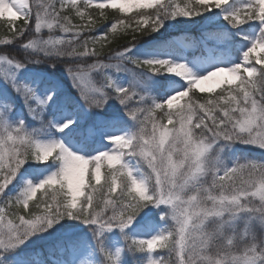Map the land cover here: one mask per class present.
<instances>
[{"label": "snow or ice", "instance_id": "obj_1", "mask_svg": "<svg viewBox=\"0 0 264 264\" xmlns=\"http://www.w3.org/2000/svg\"><path fill=\"white\" fill-rule=\"evenodd\" d=\"M228 2L186 0L181 6L168 0H107L96 7L104 9L120 4V10L126 11L128 7L154 5L153 14L138 13L140 19L134 22L136 26H127L133 33V40L137 36L135 33L156 31L164 17H191L221 8ZM82 3L87 9L92 0H82ZM0 4L11 10V14L0 15V18L10 17L7 23L13 39L21 36L30 24L33 28V19L36 33L47 28L50 32L55 29L68 34L67 39L49 37L30 42L25 45L28 48H38L45 55L57 57L104 55L97 52L95 46L88 47L89 41L95 44L96 36L82 39L85 33L78 30L86 28L90 32L93 21L76 25L64 12L70 9L83 21L85 13L77 0H33V3L0 0ZM17 19L23 20L22 27L15 26ZM224 19L233 26L247 21L260 23L259 33L242 52L240 62L230 67H218L198 78L191 76L183 63H170L166 59L136 62L152 73L174 74L186 80L187 87L161 103L128 109L126 114L135 119L137 127L130 134L108 137L109 142L116 145L109 151L84 158L61 143L35 139L24 130L22 122L15 126L0 122V192L26 160L45 163L53 157L60 165L58 171L38 184H28L21 195L0 203V250L17 247L34 233L44 231L64 217L96 225L101 231L112 227L123 230L142 208L152 203L168 206L172 226L150 239L131 241L137 250L151 253L159 248L168 253L158 260L149 256L147 264H264V240L255 241V224L252 223L258 220L264 229V161L237 160L231 167H218L219 150L215 155L210 154L213 146L221 141L225 146L242 143L264 151V0H249L228 11ZM142 24L147 26L141 28ZM116 26L112 23L109 31ZM12 40L5 39L0 44ZM61 44L63 46L59 47ZM101 66V62L95 60L90 65L76 63L67 69L81 87V98L89 107L101 108L106 99L103 89L89 78V73ZM221 73H226L228 78L217 79ZM208 81L228 87L217 99L197 103L189 92ZM106 86L112 87L110 80ZM21 88L22 95L28 100L35 97L26 85H13L15 91ZM115 91L124 105L129 99L128 90ZM90 93H99L100 97H92ZM185 98L187 100L180 103ZM51 99V95L45 100L37 98L36 103L44 104ZM165 105L168 111H165ZM157 109L166 117V124L152 115ZM149 121L152 122L151 131L148 130ZM69 124L71 121L65 122L58 130L63 131ZM125 157L138 158L146 166V173L141 178L134 176ZM105 161L108 171L101 185V168ZM40 190L43 192L37 197ZM98 193L105 197L103 206L97 200ZM34 197L39 214H32L29 207V201ZM11 208H16L19 214L15 219H5L6 209ZM241 213H246L247 219L244 228L238 229L234 221ZM108 259L112 260V257Z\"/></svg>", "mask_w": 264, "mask_h": 264}, {"label": "rangeland", "instance_id": "obj_2", "mask_svg": "<svg viewBox=\"0 0 264 264\" xmlns=\"http://www.w3.org/2000/svg\"><path fill=\"white\" fill-rule=\"evenodd\" d=\"M231 1H235L238 5L249 2V0ZM28 2L33 3V0H28ZM46 2H51V0H46ZM98 3H107V0H98L96 5ZM111 7L121 9L122 6L116 4ZM130 8L128 7L127 10ZM218 16L210 17L197 28L199 36L187 34V31L171 35L169 42L178 49L173 53L171 63H183L191 76L198 78L218 67H230L240 62L242 52L250 46L251 40L256 37L259 29L257 26H251L248 27V30L245 29L246 26H241L242 24L231 27L229 26L231 24L225 22V19L217 21L218 18H221ZM4 18L10 19L7 16ZM32 23L33 28L30 24L28 35L17 43L12 41L8 43L11 46L12 55L0 53V57H3L0 59V122H6L12 126L22 122L24 130L32 134L35 139L61 143L70 152L84 158H90L116 147L115 144L109 142L108 137L130 134L136 129L137 123L133 118L128 121L123 120L120 118V114H117L116 109L120 108L118 106L120 102L118 101L116 105L109 101L105 91L110 88L106 86L108 80L111 81L112 87L115 89L129 87L134 92L142 90L143 93L149 94L159 82V77L150 72L139 73L125 62L135 56H140L145 60L165 59L167 54L141 47L139 50L128 48L110 57L97 59L102 66L89 73V78L103 89L106 99L101 108L89 107L87 102L81 98V87L76 84L73 77H70L69 72L62 75L65 82L63 85L61 81L51 78V75L41 68L40 61L42 59L54 56L45 55L38 48L25 46L30 42H39L49 37L67 39L68 34L55 29L50 32L47 28H42L39 33H36L34 19ZM207 30H211L210 34L205 32ZM232 30L239 35L244 33L236 43L237 54L233 53ZM211 37H213L212 40H210ZM196 45L199 47L197 48ZM62 46L63 44L59 47ZM69 59L65 71H68L70 65L76 63L90 65L95 61L92 56ZM17 64L20 66L17 67ZM167 75L171 80L165 79L161 84L162 97L165 100L176 92L184 90L187 86L186 80L174 74L167 73ZM97 76L98 79L100 78V82H97ZM227 78L226 73H221L217 79ZM13 85L17 87L26 85L32 90L35 97L28 100L22 95V88L20 91H15ZM217 87L212 81L196 86L201 91H213ZM49 95L54 96L52 103V99L44 104L36 103L37 98L45 100ZM89 95L100 97L99 93H90ZM59 99L66 104H70L71 101V105H75V107L59 106ZM113 105L116 106L111 107ZM78 110L84 117V124L79 131L75 129ZM46 113L50 116L52 127V129L48 127V131L42 130L40 125H37ZM67 121H71V124L63 131H59L58 129ZM151 126L152 122L149 121V131H151ZM217 151L218 167H231L237 160L264 161V151L242 143L225 146L221 141L213 146L210 154L215 155ZM125 160L137 178H141L146 173V166L138 158L125 157ZM33 164L45 163L26 160L3 192H0V203L21 195L28 184H38L59 169V167H40ZM245 178H248L247 174H245ZM6 212L5 219H15L17 214L13 213L11 209H6ZM169 212L170 209L166 205L148 203L136 214L132 223L123 230L119 227H112L103 231L96 225L64 217L44 231L34 233L17 247L0 250V264H113V262L114 264H147L149 256L153 258L154 251L149 253L146 250H137L131 241L150 239L152 236L170 229L172 221L169 218ZM246 219V213L238 215L234 221L238 229L244 228ZM252 223L260 227L258 220ZM262 230L264 236V229ZM167 255L168 253L165 251V256ZM109 256L112 257V260L108 259ZM135 259L138 261L135 262Z\"/></svg>", "mask_w": 264, "mask_h": 264}, {"label": "trees", "instance_id": "obj_3", "mask_svg": "<svg viewBox=\"0 0 264 264\" xmlns=\"http://www.w3.org/2000/svg\"><path fill=\"white\" fill-rule=\"evenodd\" d=\"M98 0H92L91 6L87 9L84 8L82 0H77V4L80 5L81 11L85 13L83 21L76 16L74 11H71L70 9H65V14H68L72 18V22L76 25H82L87 24L88 21L91 19L93 21V27L92 30L89 32L86 28L85 29H78L83 30L85 35L82 37V39H86L89 36H96L97 40L95 41V44H93L92 41H89L88 47L91 49L93 46H95L97 52H103L104 55L100 57H93V60H99L105 57H110L111 55L120 52L121 50H125L128 48L139 50L141 47H145L147 50L150 51H156L158 53L167 54V57L165 58L170 63L172 62V56L174 55L177 49L176 46H173L169 42V38L173 34H178L181 31H187L189 34L197 35L199 36L200 33H198L197 28L200 27V25L205 22L207 19H210V17L214 15H219L217 21L223 20L224 16L228 11L234 10L235 8H238L248 2H243L242 4L238 5L235 3V1L228 2L227 4L221 6V8H212L211 10L202 11L199 15L191 16V17H184V16H176V17H164L161 21L160 26L157 28L156 31H148L145 33H135L136 38L132 40L133 33L128 25H131V27H135V21L140 19V16L138 13H143L145 15L153 14L154 5L148 8H142V7H131L130 9L126 11H121L118 8H112V7H106L104 9H100L96 7V2ZM52 2V0H51ZM169 3L172 4H181L183 5L186 0H168ZM57 7L59 8V4H57ZM228 8V9H227ZM103 13V15H101ZM124 21V23H117V21ZM8 19L6 18H0V40H12V33L10 31V26L7 23ZM225 22L229 23L227 20ZM116 23V28L114 30L109 31L111 28V24ZM224 23V22H222ZM14 24L16 27H22L23 26V20L17 19L14 21ZM231 24V23H229ZM258 26L260 31V23L258 21H247L243 23L241 26H246L245 29H248V27L251 26ZM147 25H140L141 28L146 27ZM229 26H233L232 24ZM237 27V26H236ZM29 26L27 30L18 38H14L12 42L17 43L20 39L25 37L28 32ZM242 29L243 31L245 30ZM249 30V29H248ZM247 30V31H248ZM211 30L205 31L206 33L210 34ZM103 33H107L106 35H102ZM247 33V32H246ZM259 33V32H258ZM231 34H233V53H238V47L236 43L240 40L239 38L244 34L242 33L239 35L236 31L232 30ZM197 48L199 47L196 45ZM110 49V50H109ZM11 46L8 45V43L0 45V53L5 55H12ZM169 57V58H168ZM23 59V57H22ZM145 59H142L140 56L131 57L130 60L126 61L125 63L127 65H130L133 69H135L137 72H150L147 68L140 67L136 62L138 61H144ZM68 61L70 59L68 57H51L49 59H42L40 61L41 68H43L44 72L51 75V78H55L63 83L65 85V82L63 80L62 75H64L66 72L65 68L68 66ZM259 67V66H257ZM152 73V72H150ZM157 77H159V82L154 87V89L149 93L145 94L142 90L132 91L129 87H126L124 89L128 90L129 99L125 102L124 105L121 103L118 105L120 108L116 109L117 114H120V118L123 120H130L131 118L129 115L126 114L128 109L132 108H144L151 106L155 103H161L165 101V99L162 97V88L161 84L162 81H165V79L171 80V78L168 77L167 72H161V73H153ZM97 82H100V78L98 79L97 76ZM187 87V86H186ZM228 85L222 84L218 86L217 88L213 89V91L208 90H198L196 87L192 89L189 92V95L193 97L197 101V103H203L206 102L208 99H217L219 95L221 94L223 89H226ZM235 87V85H233ZM107 97L111 104H118L119 98L116 95L115 88L110 87L106 90ZM226 94V93H225ZM54 97V96H53ZM52 97V98H53ZM62 99V98H61ZM54 99L51 100V103ZM187 100L180 101V103H184ZM59 106H67L69 108H74L75 105L66 104L62 102L60 99L58 100ZM116 105H113L111 107H114ZM110 108V107H109ZM165 111H168L167 106L165 105ZM175 111V109H173ZM78 115L76 116L75 121V129L78 131L81 130L83 124H84V117L83 115H80V111L78 110ZM115 115V114H114ZM148 113H145V116H147ZM152 115L156 118L157 121L160 119H163V122L166 124L167 119L166 117H163V114L160 112L159 109L155 110ZM238 115V114H237ZM117 116V115H115ZM122 120V121H123ZM135 121V119L133 118ZM122 123V122H120ZM127 123V122H124ZM37 125H40V128L42 130L48 131L49 128L52 129L50 125V116L48 113H46L40 123ZM49 127V128H48ZM171 127V125H169ZM35 130V129H34ZM55 156V154H53ZM37 166H51V167H59V162L54 160L53 157L49 158V161L45 162V164H33ZM108 171L107 167V161L104 162L102 168H101V185L104 184V175ZM49 193H52V189L48 190ZM119 191V187L117 189V192ZM41 192L43 190L38 191L37 197H40ZM104 196L97 194V200L99 201L100 205L103 206ZM82 199V198H81ZM36 197L33 198V201H29V207L32 209V214H39V209L35 206ZM22 209V205H21ZM12 212L15 214H19L18 210L16 208H11ZM253 235L255 237V241L259 243L261 240H264L263 236V230L255 225ZM160 256H165V250L163 249H156L154 251L153 259ZM140 260V259H139ZM138 260L135 259V262Z\"/></svg>", "mask_w": 264, "mask_h": 264}, {"label": "clouds", "instance_id": "obj_4", "mask_svg": "<svg viewBox=\"0 0 264 264\" xmlns=\"http://www.w3.org/2000/svg\"><path fill=\"white\" fill-rule=\"evenodd\" d=\"M3 14H11V10L6 5L0 4V15Z\"/></svg>", "mask_w": 264, "mask_h": 264}]
</instances>
